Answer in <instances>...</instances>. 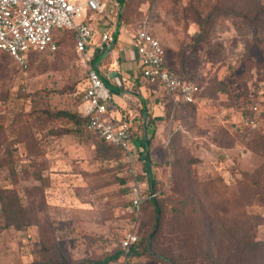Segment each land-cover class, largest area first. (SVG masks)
Wrapping results in <instances>:
<instances>
[{
  "label": "rangeland",
  "instance_id": "rangeland-1",
  "mask_svg": "<svg viewBox=\"0 0 264 264\" xmlns=\"http://www.w3.org/2000/svg\"><path fill=\"white\" fill-rule=\"evenodd\" d=\"M74 1L84 4L87 0ZM104 3L110 11L101 14L93 25L110 20L115 26L119 1L104 0ZM227 3L128 0L121 25L126 16L124 35L131 38L136 35L138 25L149 18L152 34L163 45L168 65L178 75L189 76L198 88L197 103L206 84L227 100L233 99L230 90L238 85L244 93L239 104L247 107L251 100H258L253 95L261 86L264 89V16L255 21L257 26L233 15L219 16L218 10L227 9ZM57 40V51L31 54L26 69L0 52V197L17 198L24 211L22 218L19 213V220H29L28 226L20 229L8 227L0 199V264H62L63 260L68 264L87 260V264H101L119 251L121 240L129 231L136 232L141 244L136 264H175L152 249L159 229L162 231L156 251H166L178 264H211L206 258L211 250L206 244L204 223L197 215V201L214 203L215 193L202 190L191 201L193 192L187 191L186 185L191 173L198 177H191L196 183L213 178V172H204L200 154L207 150L204 127L213 110L198 111L197 104L181 110L178 121L185 119L184 128L173 130L182 135L180 152L187 163L176 168L170 165L169 149L162 152V163L160 159L155 164L151 161L152 178L162 182L160 204L155 201L158 212L155 214L153 205L144 207L142 213L141 209L133 211L134 182L139 180L143 184V192L147 189L146 182L138 179L145 174L143 166L137 165L139 175L134 177L122 153L106 152L105 144L87 128L51 117L59 111L79 114L88 69L93 66L92 61L76 52L71 32L63 31ZM203 69L215 76L210 82L200 79ZM227 136V131H218L215 139L224 140L227 146ZM244 150L250 152L247 157ZM236 154L241 159L236 162L237 168L226 153L218 152V159L222 158L226 169L217 178H224L227 184L241 183L244 173L252 174L264 166L262 152L258 154L255 149L240 146ZM158 169L162 170V177ZM232 192L226 196L225 190L222 194L225 201L216 205L218 210H227V201L231 200L233 219L228 213L227 221L218 226H225L228 234L234 235L236 230L238 236H253L262 246L252 252L253 262L245 254H239L231 264H264V202L251 205L245 190L237 192L233 187ZM190 211L193 214L188 217ZM197 219L201 222L199 228ZM237 222L235 229L231 223ZM228 234L218 237L227 238ZM229 244L227 240L219 242L222 249L219 264H225Z\"/></svg>",
  "mask_w": 264,
  "mask_h": 264
},
{
  "label": "built area",
  "instance_id": "built-area-1",
  "mask_svg": "<svg viewBox=\"0 0 264 264\" xmlns=\"http://www.w3.org/2000/svg\"><path fill=\"white\" fill-rule=\"evenodd\" d=\"M105 7L104 0H87L84 4L74 0H0V52L9 55L26 69L31 54L57 51L56 33L69 31L74 35L76 52L90 62L89 47L93 30L87 14L101 15ZM107 24L102 26L101 38L97 43L100 47L109 46L113 39L111 24ZM149 28V18H145L138 25L134 37L142 79L159 84L174 106L179 102L195 104L198 88L188 79L170 71L166 65L165 49ZM111 99V91L99 71L90 66L79 114L88 120L86 128L89 132L122 151L134 177H138L139 151L132 140L131 122L127 119L115 122L108 117ZM263 122L264 112L260 103L252 102L250 113L243 119V128L251 133L258 132ZM143 193V184L136 180L132 188L133 211L140 210L145 200ZM151 197L155 198V195ZM138 242L136 232L129 231L120 243L122 256L118 261L107 264H136L130 254Z\"/></svg>",
  "mask_w": 264,
  "mask_h": 264
},
{
  "label": "crops",
  "instance_id": "crops-1",
  "mask_svg": "<svg viewBox=\"0 0 264 264\" xmlns=\"http://www.w3.org/2000/svg\"><path fill=\"white\" fill-rule=\"evenodd\" d=\"M107 7L108 4L105 7L104 12L110 11L107 10ZM99 16L100 15L93 16L91 14H87V20H89L88 22L93 30L91 46L89 47V54L91 55L92 59L96 57V55L102 50V48L97 44L101 38L102 26L106 25L107 23L111 24V30L114 32V25L110 20H105L104 24L100 23L98 26L93 25ZM149 29L150 33L152 34L151 25ZM62 32L63 31H59L55 35V42L57 45V38L62 34ZM124 34L125 33L121 34V36L119 35L117 41V43L119 42V47L117 49L114 48L113 52L104 60H102L97 67L96 64L99 62L101 55L108 48V45H104L103 48H105V50L102 52L97 61L94 63L92 62V65L99 71L102 79L107 81L113 87L111 92L112 99L108 103V117L115 122H119L122 119H130L132 121V125L134 127L133 130L136 134L138 133L137 135L135 134L133 139V142L137 145L139 151L137 165H142L141 158L148 159L150 168L149 173L151 172L152 174L151 161L153 164H155L157 159H160L159 162L162 163L164 160L162 152L165 151V149L168 151L170 132L178 127L184 128L183 123L185 119L182 118L181 121H178L182 116V111L179 110L177 117L174 118L172 116L171 118H168V109L173 105L171 100L166 96L164 89L159 84L148 83L142 79L141 63L135 51V36L127 38V36ZM107 59L110 61L105 64ZM166 65L169 69H172L168 65L167 59ZM182 77L188 80L190 79L189 76ZM199 77L202 81L210 82L211 78L215 76L211 77L209 71L207 72L203 69L200 71ZM228 80L230 81L231 79ZM189 81L191 82V80ZM208 85L209 84H206L203 91L201 92L203 95L201 101L199 103L196 101L194 105L197 104L198 111L201 110L211 113V110H213V113L208 115V120L205 122L206 126L204 125L206 135L203 139L208 143L207 150L201 151L200 154L203 155V164L205 169L204 172L208 171L209 174L213 172L212 179H216L222 174L224 175L223 170L226 169L222 164L223 162L220 160L222 158L218 159V152L226 153L231 163L237 168L236 162L239 163L241 159L238 158L236 152L239 150L240 146H245L242 141H237L234 147H226V144L223 142L224 140L220 139L218 142L215 139L218 131L225 130L229 135H234V131L237 129L245 130L242 126V123L244 117L246 116V112H250L252 102L256 101L260 103L264 112V89L263 86H261L260 91L253 95L259 97L258 100H251V103L245 107L239 104L242 100V98L239 97H243L244 95L242 89H240V86L236 85L235 88H231L230 91L231 94H233V99L227 100L226 96L222 95L218 91H211ZM150 118L152 123L150 122ZM140 126L143 129L142 138L138 137L140 134ZM259 131L264 133V122L261 124ZM149 134H154V138L151 145H149L150 153L148 155L146 147H142V143L144 142L145 144V140L148 139ZM142 152L144 154H142ZM243 153L244 157H247L250 152L249 150H244ZM156 171L159 172L158 175L162 177V170L158 169ZM204 172H201L200 175L203 176Z\"/></svg>",
  "mask_w": 264,
  "mask_h": 264
},
{
  "label": "trees",
  "instance_id": "trees-1",
  "mask_svg": "<svg viewBox=\"0 0 264 264\" xmlns=\"http://www.w3.org/2000/svg\"><path fill=\"white\" fill-rule=\"evenodd\" d=\"M126 3L128 2V0H125ZM219 2H229L227 3L228 6L227 9H224L225 7L221 8L220 10H218L220 12L219 16L221 15H233L236 17H240L243 18L245 21H247L249 24L253 25V26H257L255 24V21H258L260 17L264 16V0H219ZM128 10V7L127 9ZM126 12V11H125ZM128 25V21L126 19V16H123L122 18V25H121V32H120V36L121 34L126 32V27ZM107 47V46H106ZM119 47V42L117 43L115 49H117ZM102 50L96 55V57H94L92 59V62L94 63L95 61H97L100 57V55L102 54V52L105 50V48H103V46L101 47ZM2 53V52H1ZM110 60L107 59L105 61V64H107ZM171 72L177 74L175 72V70L170 69ZM142 77V75H141ZM83 97H84V93L82 96V100L81 103L83 101ZM197 98V97H196ZM191 107L194 106V104H187L184 102H179L177 103L176 106L172 105L169 107L168 109V118H171L172 116L175 118L177 116L178 110H185L187 109V107ZM175 107V109H174ZM250 112H246V115L249 114ZM53 119H62V120H67L70 124H72L73 126H76L78 128L80 127H84L86 128L87 126V122L88 120L81 117L80 114H73L67 111H59L56 114H51ZM129 122H131V130H132V140L134 139L135 136V132H134V127L132 125V121L130 119H128ZM150 122L152 123V120L150 118ZM140 128V134H139V138L143 137V129ZM234 135H229L228 134V144L226 147H234V145L236 144L237 141H242L244 143L245 146L255 149V151L260 154L262 152V154L264 153V149H263V144L261 141L264 140V133L263 132H248L247 130H236L234 131ZM138 134V133H137ZM136 134V135H137ZM171 137H170V141H169V145H168V149L170 152V162L169 164L174 166V168H176L177 166H185L186 159L181 155V148H180V143H181V139H182V135L180 132L178 131H174L172 130L171 132ZM99 140H101L106 148V152L108 153H112L117 151V153H119L121 155L122 151L119 150L117 147L111 145L110 143L106 142L105 140L101 139L100 137H98ZM154 138V134H149L148 135V139L147 142L149 143V145H151L152 141ZM261 142V143H260ZM264 142V141H263ZM145 144L144 142L142 143V147H144ZM146 147V146H145ZM144 152V151H143ZM142 152V154H144ZM141 164L143 166V172L145 174H143V177H139L138 179H142L146 182L147 184V189L144 191L143 196L145 198L142 206H141V212L144 210V207L148 206V205H153L154 207V212L155 214H157L158 210L156 208L155 205V201H159V197L161 195V192H163V190L161 191V181L158 180H154L153 178V185L151 186L150 182H149V160L146 158H141ZM129 166V165H128ZM129 168V167H128ZM187 173H191L190 171H188ZM196 175V174H195ZM195 175H193L192 173L190 174V176L187 178V181L189 182L186 185V190L193 192L191 195L190 199L191 201L194 200L193 196L195 194H197L198 192H202V190H205L206 192H213L215 193V197L213 198V202L215 203H207V202H203V200H199L197 201V204H199V210H198V216L200 215V217L202 218L201 220L203 221V228L206 231L207 234V240L206 244L207 246L209 245V249L211 250L210 254L208 253L206 258L209 260V262L211 264H219V262H221L219 260V258L221 259V244L219 246V242L221 241H229V243L231 242V245L229 244L228 248L229 250L227 251L226 256H224L225 260V264H231L232 260H237L238 259V255L239 254H245V256L250 259L253 262V258H255L254 256H252V252L255 249H258L262 246V244L258 241H256V239H254L253 236H248V234H240L239 236L237 235V231L235 230L234 235H232V232H230L228 234L225 233V229L223 225L218 226V224L222 221H227L226 217L228 215V213H230L229 218L232 220V215L234 213V208L229 206L230 204H232L233 202L231 200L227 201V210L226 209H222V210H218L219 206L216 205V203H222V194L225 190H228V194H226V196H231L232 195V191H233V187L236 188L237 192L240 190H245L246 195L249 197V202L251 205L254 204H259L264 202V166H261L260 168H258V171L253 172L252 174L250 173H244L243 176V182H236L235 184H227L228 182L224 179V178H217V179H212V180H207V181H203L200 180L197 183L193 182L191 180L192 178H196L198 179V177H196ZM185 176V174H184ZM245 180V181H244ZM238 187H240L238 189ZM153 190V192H152ZM197 192V193H196ZM252 192V193H251ZM250 193V194H249ZM155 195V198H152V195ZM199 197V196H196ZM1 202H3V218L5 220H7L8 222V227H16V228H22L24 226H28L29 220L24 219V220H19V213L22 217L23 216V209L20 206V203L18 201L17 198H13L11 199H7L5 198L4 200V196L0 197ZM212 199V198H211ZM209 199V200H211ZM195 201V200H194ZM191 203H195V202H191ZM189 206V205H187ZM192 211H190V215L188 217H191ZM161 213L162 209H161ZM205 219V222H204ZM198 220V228H199V223H201ZM231 225L234 226L235 229L238 228V222L237 223H231ZM226 228V227H225ZM232 230V229H231ZM161 231L162 229H159L158 233L155 235L153 242H152V249L153 251L161 256H165L166 258L172 260L175 264H178V261L175 260V258L171 255V254H167V252L165 251H156L155 245H156V241H160L159 235L161 236ZM222 234L224 235H229V237L227 238H222V237H218L221 236ZM224 239V240H222ZM162 240V239H161ZM140 249H141V244L140 242H138L131 254L130 257L131 259L136 263V257L140 256ZM122 256V249L120 248L119 251L111 257L106 258V260H104L103 262H101V264H107L110 262H115L118 261L120 259V257ZM252 258V259H251ZM89 261H83L82 264H87ZM62 264H68V262L66 260L62 261Z\"/></svg>",
  "mask_w": 264,
  "mask_h": 264
},
{
  "label": "water",
  "instance_id": "water-1",
  "mask_svg": "<svg viewBox=\"0 0 264 264\" xmlns=\"http://www.w3.org/2000/svg\"><path fill=\"white\" fill-rule=\"evenodd\" d=\"M117 1H119L120 8H119V10L117 12V15H116L114 32H113V39H112L110 45L108 46L107 50L101 55L99 62L96 64L97 67H98V65L100 64V62L102 60H104L107 56H109L113 52V50H114V48H115V46L117 44L119 35H120V30H121V17H122V13H123V10H124V7H125V0H117ZM103 81H104L105 85L107 86V88L109 89V91L112 92L113 87L107 81H105L104 79H103ZM145 146H146L147 153L149 155L150 148H149V143L147 142V139L145 140ZM149 177H150V183H151V186H152L153 185V178H152L151 172L149 173ZM158 226H159V220L157 222V227H156L155 232L158 231ZM157 257H160V256H157ZM160 258H162V257H160ZM162 259H164L167 262H170L171 263V261L168 260V259H165V258H162Z\"/></svg>",
  "mask_w": 264,
  "mask_h": 264
}]
</instances>
